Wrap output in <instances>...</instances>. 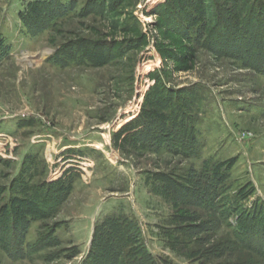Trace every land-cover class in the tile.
<instances>
[{"label":"rangeland","instance_id":"obj_1","mask_svg":"<svg viewBox=\"0 0 264 264\" xmlns=\"http://www.w3.org/2000/svg\"><path fill=\"white\" fill-rule=\"evenodd\" d=\"M110 222L123 264H264V0H0V264Z\"/></svg>","mask_w":264,"mask_h":264},{"label":"trees","instance_id":"obj_2","mask_svg":"<svg viewBox=\"0 0 264 264\" xmlns=\"http://www.w3.org/2000/svg\"><path fill=\"white\" fill-rule=\"evenodd\" d=\"M181 125L185 126V121ZM186 129L187 128L183 129L182 132H185ZM177 136H178V134L176 133V136L172 135V136H169V137L170 138L174 137L173 140H175V141H176V139H175V137H176L179 140L178 142H180V144L184 143L183 139H180ZM161 137L162 136L158 137V135H155V136H151L150 135L149 136V135H146V133H145V134L141 135L140 138H138V139L135 138L133 141L137 140V141H139V143H137V144L142 143V145H145L147 143L151 144V145L152 144L155 145L156 142H158V141L160 142ZM127 228L128 229H126V225L123 226V225L120 224V222H115V223H111L110 222L109 223V228L106 229V231H107L106 235H105L106 237H105V239L100 240L103 243L100 242L101 244L98 245V246H101L103 248L104 247L105 248L106 247H110L111 250L106 248L105 250L107 252H100L101 250H99L98 254L97 253L94 254V252L91 253L89 256H91L90 258H92V263H90V264H123V262H121L119 259H121L122 256H123L124 246L126 245L125 242L127 240H128L127 242L135 240V237H134L135 234H132L131 227H127ZM243 229H244L243 226L240 227V230L244 231ZM96 236H97V232L94 233L93 238H92V241L94 243L93 249H94V247L96 245V242H97L96 241ZM261 238H262V236H260V234L259 235H254V237L250 236V239L252 241L254 240V242L255 241L257 242L258 239H260L259 241H261ZM263 239H264V237H263ZM239 241H241V243H244V244L246 243L245 238L241 237V236L239 237ZM246 248L248 249L249 247L246 246ZM263 250H264V246L261 247V246H259V244H257L255 247L253 246L251 251H254L256 254H259L261 252H264ZM107 253L109 255H107ZM106 258L110 259L109 262H108V260H106ZM154 258H155V256L153 254H151V259H149L151 264H155ZM110 262H112V263H110ZM134 264H139V263L135 262Z\"/></svg>","mask_w":264,"mask_h":264},{"label":"bare ground","instance_id":"obj_3","mask_svg":"<svg viewBox=\"0 0 264 264\" xmlns=\"http://www.w3.org/2000/svg\"><path fill=\"white\" fill-rule=\"evenodd\" d=\"M147 22L150 23V20L148 19Z\"/></svg>","mask_w":264,"mask_h":264}]
</instances>
